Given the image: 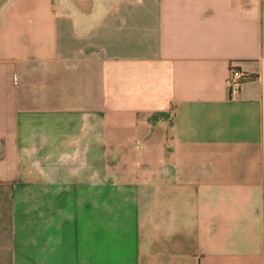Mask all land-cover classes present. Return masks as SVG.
<instances>
[{"label": "crops", "instance_id": "obj_1", "mask_svg": "<svg viewBox=\"0 0 264 264\" xmlns=\"http://www.w3.org/2000/svg\"><path fill=\"white\" fill-rule=\"evenodd\" d=\"M0 264H264V0H0Z\"/></svg>", "mask_w": 264, "mask_h": 264}, {"label": "built area", "instance_id": "obj_2", "mask_svg": "<svg viewBox=\"0 0 264 264\" xmlns=\"http://www.w3.org/2000/svg\"><path fill=\"white\" fill-rule=\"evenodd\" d=\"M244 78H245V73L234 61H231L229 64V71L227 74V82L229 88L231 90L237 89Z\"/></svg>", "mask_w": 264, "mask_h": 264}]
</instances>
